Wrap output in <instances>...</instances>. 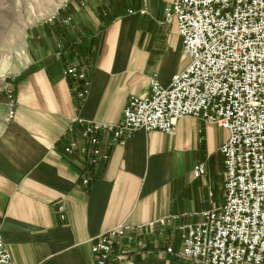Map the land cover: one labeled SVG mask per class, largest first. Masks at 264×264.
<instances>
[{"label":"crops","instance_id":"1","mask_svg":"<svg viewBox=\"0 0 264 264\" xmlns=\"http://www.w3.org/2000/svg\"><path fill=\"white\" fill-rule=\"evenodd\" d=\"M171 2L66 0L10 61L0 85V232L15 264H95L90 241L123 224L149 233L147 253L124 264H194L155 252L180 250L178 227L224 205L220 148L228 131L183 117L174 135L137 131L89 171L64 149L75 118L117 124L130 97L150 93L155 74L168 88L189 65L176 23L164 16ZM67 48L69 62L89 67L91 91L81 104L63 75ZM9 93L17 108L8 122ZM199 163L205 175L196 178Z\"/></svg>","mask_w":264,"mask_h":264},{"label":"built area","instance_id":"2","mask_svg":"<svg viewBox=\"0 0 264 264\" xmlns=\"http://www.w3.org/2000/svg\"><path fill=\"white\" fill-rule=\"evenodd\" d=\"M171 1L164 16L176 23L189 65L168 88L155 74L150 93L130 97L117 124L75 118L65 133V153L79 156L89 171L108 161L113 147L125 145L137 131L174 135L183 117L228 131L220 148L226 173L224 205L203 212L199 223L178 227L180 250L166 246L155 253L194 264H264V0ZM146 12L147 7L140 11ZM72 52L67 48L60 53L68 60L63 75L81 104L90 94L92 79L88 66L69 62ZM7 99L9 122L17 107L13 93ZM193 173L196 178L205 175V164L199 163ZM89 183V177L83 178V185ZM58 211L65 220V207ZM145 226L123 224L92 239L95 264H124L135 254L147 253ZM0 264H15L1 232Z\"/></svg>","mask_w":264,"mask_h":264},{"label":"rangeland","instance_id":"3","mask_svg":"<svg viewBox=\"0 0 264 264\" xmlns=\"http://www.w3.org/2000/svg\"><path fill=\"white\" fill-rule=\"evenodd\" d=\"M66 0H0V85L10 61L22 52L36 24L59 15Z\"/></svg>","mask_w":264,"mask_h":264},{"label":"bare ground","instance_id":"4","mask_svg":"<svg viewBox=\"0 0 264 264\" xmlns=\"http://www.w3.org/2000/svg\"><path fill=\"white\" fill-rule=\"evenodd\" d=\"M6 71V68H4L0 73L3 74Z\"/></svg>","mask_w":264,"mask_h":264}]
</instances>
